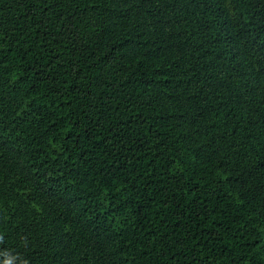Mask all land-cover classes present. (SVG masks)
<instances>
[{
	"label": "trees",
	"instance_id": "16d2710c",
	"mask_svg": "<svg viewBox=\"0 0 264 264\" xmlns=\"http://www.w3.org/2000/svg\"><path fill=\"white\" fill-rule=\"evenodd\" d=\"M264 264V0H0V264Z\"/></svg>",
	"mask_w": 264,
	"mask_h": 264
},
{
	"label": "clouds",
	"instance_id": "9594fccd",
	"mask_svg": "<svg viewBox=\"0 0 264 264\" xmlns=\"http://www.w3.org/2000/svg\"><path fill=\"white\" fill-rule=\"evenodd\" d=\"M8 264H10V262H8Z\"/></svg>",
	"mask_w": 264,
	"mask_h": 264
}]
</instances>
